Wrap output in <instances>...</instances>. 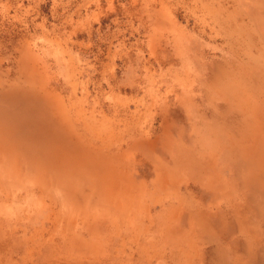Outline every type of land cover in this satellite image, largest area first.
Masks as SVG:
<instances>
[{"label": "rangeland", "instance_id": "374dc122", "mask_svg": "<svg viewBox=\"0 0 264 264\" xmlns=\"http://www.w3.org/2000/svg\"><path fill=\"white\" fill-rule=\"evenodd\" d=\"M0 264H264V0H0Z\"/></svg>", "mask_w": 264, "mask_h": 264}]
</instances>
